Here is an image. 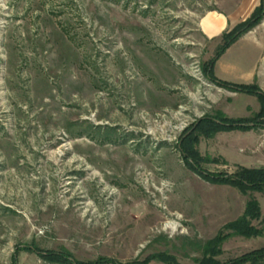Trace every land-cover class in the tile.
<instances>
[{"label": "rangeland", "instance_id": "374dc122", "mask_svg": "<svg viewBox=\"0 0 264 264\" xmlns=\"http://www.w3.org/2000/svg\"><path fill=\"white\" fill-rule=\"evenodd\" d=\"M223 1L238 0H0V264H198L218 235L219 262L264 249V190L206 181L179 146L205 116L260 109L208 77L222 33L251 15L208 38L198 21ZM258 24L213 75L264 93ZM255 123L198 136L201 170L264 166ZM251 196L259 234L244 236L226 225Z\"/></svg>", "mask_w": 264, "mask_h": 264}, {"label": "trees", "instance_id": "16d2710c", "mask_svg": "<svg viewBox=\"0 0 264 264\" xmlns=\"http://www.w3.org/2000/svg\"><path fill=\"white\" fill-rule=\"evenodd\" d=\"M264 15V0H260L257 7L254 8L251 15L244 21L238 23L232 30L224 32L221 35V43L218 46L214 57L208 64V77L219 86L231 88L238 92H245L255 94L260 103V109L252 118H231L225 116L223 113L217 112L215 117L205 116L197 121L193 128L187 131L181 138L180 150L183 158L188 162L189 166L196 171L202 178L211 183L225 184L237 188L240 192L246 194L247 190H264V166L258 168H247L238 166L236 171L232 174H212L201 170L200 163L209 162L207 157H201L195 148L198 141V136L203 135L209 137L218 131L242 130L247 131L258 125L255 121L264 118V93L257 89L254 84H236L227 81H222L214 77L213 65L215 60L226 50V48L235 42L241 35L251 30ZM262 126V125H261ZM260 217V207L254 197H249L245 204L243 215L234 221L229 222L226 226L235 233L244 236H255L259 231L250 223L249 219H258ZM225 235H218L209 239L206 244H211L209 252L210 255L204 256L198 264H264V249L249 252L239 258L231 259L225 262L217 261L214 256L220 252L219 245L221 244ZM213 246L215 248H213ZM60 259V254L55 255ZM62 258H68L62 256ZM71 259V258H69ZM64 260V259H63ZM167 264H178L172 258L160 259ZM102 260H96L91 264H99ZM149 258L141 262L133 260L127 263H119L115 260H105L104 262L112 264H147ZM75 264H86L84 262H77ZM102 264V263H100Z\"/></svg>", "mask_w": 264, "mask_h": 264}, {"label": "crops", "instance_id": "0c3cea01", "mask_svg": "<svg viewBox=\"0 0 264 264\" xmlns=\"http://www.w3.org/2000/svg\"><path fill=\"white\" fill-rule=\"evenodd\" d=\"M260 3V0L223 1L222 8L206 12L198 21V28L208 38L218 37L238 22L246 19ZM255 28L246 34L254 32Z\"/></svg>", "mask_w": 264, "mask_h": 264}]
</instances>
